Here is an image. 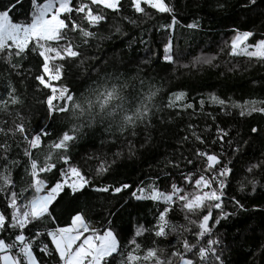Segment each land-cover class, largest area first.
Masks as SVG:
<instances>
[{
	"label": "snow or ice",
	"instance_id": "snow-or-ice-1",
	"mask_svg": "<svg viewBox=\"0 0 264 264\" xmlns=\"http://www.w3.org/2000/svg\"><path fill=\"white\" fill-rule=\"evenodd\" d=\"M92 5L110 10L114 18L137 28L144 20L153 18L148 9L171 15V23L161 25L162 29L173 30L178 22L176 6L169 5L166 0H129V7L138 14L137 18L122 14L121 0H89L75 5L73 0H7L6 3L0 0V64L8 73L7 98H0V110L9 117L0 120V197L5 204L4 210L0 211V264H226L224 253L227 248L219 229L223 227L222 221L238 213L225 211V190L231 180L237 178V165H241L246 175L237 190L245 192L250 185V192H257L259 182L255 174L264 172V148L258 156L250 149L256 140H264V99L240 103L211 96V101L219 106L223 115H238L248 126L242 131L214 123L215 135L205 138L192 130L194 125H188L192 130L190 135L179 137V147L174 150L179 155L167 158L165 167L179 170L190 191L176 182L171 183V191L162 192L154 185L148 186L147 195L145 187L138 186L136 191H131V197L136 200L149 199L164 204L163 209L155 214L152 228L140 227L135 233L137 238L148 233L151 237L149 245L137 238L128 240L127 236H120L115 231V206L106 208L100 205L98 215L104 217L107 227L93 225L85 215L84 207L92 212L95 206L88 204L74 209L70 225L59 226L56 210L65 198L70 197V202L76 204L91 192L98 194L97 199L109 200L132 188L127 182L109 184L104 179L124 158L125 148L128 158L136 156V138L143 136L139 147L144 148L152 140V134L168 123L162 113L176 109V102L186 97L183 91L169 90L167 102L164 103L162 98L158 102L164 87L163 77L157 84L155 77L139 65L134 74L130 72L127 65L134 63L135 58H130L127 63L119 58L109 66L105 55L92 53L90 49L99 48L93 41L112 38L99 34L102 24L110 18L95 11ZM261 5L264 0H238L237 6L245 12H252ZM228 6L223 0H217L219 9ZM73 12L82 14L86 27L76 23L71 15ZM185 26L193 31L201 27L198 22ZM112 27L116 34L128 38V47L131 48L133 43L146 44L142 35H129L122 24L114 21ZM69 33L78 34L80 43H73ZM165 35L166 39L157 45V51L151 53L155 57L153 67L162 66L167 72L174 66L189 71L193 68L200 70L203 65L216 66L214 56L193 57L188 64H181V59L187 57L175 45L172 32ZM253 36L251 31L238 32L231 40L228 55L246 57L250 63L255 61L264 66V39L245 44ZM124 42L122 39L121 43ZM29 52L38 53L42 58V72L34 79L44 89H51V94H46L43 101L47 115L61 118L62 128L50 141L47 140L50 135L47 128L30 132L17 109L25 100L12 77L23 81L30 75L23 67V60ZM57 60L62 63H51ZM143 63L147 65L152 61L145 58ZM66 66L68 71L78 70L81 88L73 91L67 85H61L57 96V88L49 81H61L66 75ZM199 105L203 111L205 101L201 99ZM179 107L196 111L192 103ZM168 115L179 116L181 112H169ZM212 119L215 122L216 116ZM97 132L100 133L101 147L109 140L112 146L119 143L121 147L111 153L110 160L107 153L103 154V159L95 153L87 156L85 162L95 160L94 174L102 178L101 182L94 183L73 162L71 153L85 137L94 148ZM191 140L205 147L197 146L191 149L192 155L187 156L183 148ZM44 144L46 149L42 148ZM14 147H23L26 162L22 173L17 170L21 167L20 160L12 155ZM34 150L40 151L34 153ZM187 166L191 168L184 172L182 169ZM193 169L199 172L198 176L194 177ZM230 202L239 211H246L241 198L233 196ZM176 208L183 213L186 222L179 226L168 216ZM170 234H177L176 244L168 249L160 247ZM122 240H127V244L123 245ZM259 256L264 264V244L259 245Z\"/></svg>",
	"mask_w": 264,
	"mask_h": 264
},
{
	"label": "trees",
	"instance_id": "trees-1",
	"mask_svg": "<svg viewBox=\"0 0 264 264\" xmlns=\"http://www.w3.org/2000/svg\"><path fill=\"white\" fill-rule=\"evenodd\" d=\"M4 2L6 3L7 0H4ZM223 2L229 6L221 10L217 7V0H166L169 5L176 6L175 15L178 22L174 25L173 30L160 28L161 25L171 23V15L169 14H159L148 9L149 12L153 13V18L144 20L137 28L126 21L114 18L110 10H106L102 6L92 5L95 11L105 13L110 18L108 22L102 24L99 34L104 37H112L111 39L93 41V44H98L99 48L93 47L90 49L92 53L105 55L109 66L119 58H122L123 63H127L130 58H135L134 63L127 65L130 72L134 74L139 65L150 76L155 77L157 84L162 82L161 77H163L164 87L158 102L161 98L164 103L167 102V96L170 94L169 90L175 93L183 91L186 93V97L184 100L176 102L178 105L176 109H167L162 113L168 123L152 134V140L144 148L139 147V142L143 139V136L136 138V156L128 158L125 148L124 158L117 162L112 172L104 179V182L109 184L127 182L132 185V188L125 190L116 197H110L109 200L97 199L98 194L91 192L88 197H82L76 204L70 202V197L65 198L61 207L56 210L59 226L70 225L71 216L75 215L74 209L88 204L95 206V210L92 212L84 207V213L93 225L107 227L108 225L104 223V217L98 215L101 211L100 205L103 204L106 208L113 206L116 208L117 216L113 218L115 220V231L120 236H127L128 240L137 238L135 237L137 229L140 227L151 229L155 223V214L163 209L164 204L149 199L136 200L131 197V191H136L138 186L145 187L148 191L150 185H154L162 192L171 191L172 182H176L182 187L187 186L179 174V170L165 167L167 158L179 155L178 152L174 151L179 147L177 143L179 137L190 135L192 130L205 138L215 135L214 123H219L221 127L234 130L237 128L242 131L247 129V122L241 121L238 115H223L219 106L211 101V96L217 95L226 100L230 98L231 101L240 103L245 100L255 99L258 101L264 99V66L257 63H247L246 58L242 56L232 57L228 55L230 43L226 42L238 32L242 33L244 31L254 33V36L249 38L248 43L264 39V5H261L255 11L245 12L237 6L238 0H223ZM79 3V1L73 0L74 5ZM121 3L123 4V15L137 18L138 14H134L129 7V0H121ZM71 15L76 23L87 26L86 21L82 19V14L73 12ZM114 21L122 24L123 30L129 35H136L137 37L142 35L146 44L133 43L131 48L128 47V38L121 37L114 32L112 27ZM193 22H198L201 25L199 30L193 31L185 26ZM168 31H171L174 35V43L179 47L182 55L187 57V59H181V64H188L193 57L214 56L216 66L203 65L200 70L193 68L191 71L174 66V69H176L174 74L173 68L165 72L162 66L153 67L155 57L151 53L157 51V45L160 44L162 39H166L165 33ZM69 35L73 37V43H80L81 37L78 34L69 33ZM122 39L125 41L124 43H121ZM113 49H115V52L112 51ZM160 50L162 51V46ZM145 58H149L152 63L145 65L143 63ZM41 64L42 58L39 57L38 53L29 52L23 60V67L24 71L30 73V75L23 81L14 75L12 79L25 100L23 105L17 106L21 116L24 117V123L28 126L30 132L47 128L50 134L47 140L50 141L55 139L62 128V124L60 117L54 118L47 115L46 105L43 103L46 94H51V89H44L34 79L36 75L42 72ZM3 69L4 66L0 64V98L6 99L8 73ZM121 71H124L123 67H121ZM65 73L64 78L61 81H55L56 86L52 87L57 88V92H59L61 85H67L73 91H78L81 88L78 70L74 68L72 71H68L66 66ZM201 99L205 101L203 111L200 110L199 105ZM56 102L59 103L58 100ZM185 103H192L196 111L193 112L192 109L184 110L179 107V105ZM175 111L181 112V115H168L169 112ZM209 113L216 116L215 122ZM8 118L7 114L0 110V120ZM189 124L194 125L195 128L189 130ZM197 146L205 147L194 140L187 142L183 148L185 155L191 156V149ZM120 147L119 143L112 146L110 140L105 141L103 147H101L100 133L97 132L94 148L90 146L88 138L85 137L78 142L71 155L74 158L73 162L79 165L93 179L94 183H99L102 178L96 177L93 171L97 162L93 160L86 163L87 156L95 153L103 159V154L107 153L110 160L112 158L111 153L117 151ZM42 148L46 149V144L42 145ZM262 148H264V140L258 139L253 143L250 152H254L258 156ZM39 151L34 150V153ZM16 153H19V155H16ZM12 155L13 158L20 160L21 167L17 170L22 173L23 165L26 162V158L23 156V147L19 149L14 147ZM189 168L191 166H187L182 170L187 172ZM237 169L239 170L237 178L231 180L230 186L225 190V211H235L238 214L227 221H222L223 227L219 229L221 239L227 248L224 258L226 264H261L259 245L264 244V172L255 174V179L259 183L257 192L252 194L250 185L245 192L237 190L239 182L243 181L246 175L241 165H237ZM193 173L194 177L199 175L196 169H193ZM141 181H143V184H141ZM186 189L190 190L191 188L187 186ZM233 196L242 199L246 211H239L235 208L230 202ZM245 196H247L246 199H244ZM4 208L5 204L2 197H0V211H3ZM168 216L172 223L177 226L186 223L183 220V213L178 208L175 212H170ZM137 239L143 244L149 245L151 237L148 233H145V236ZM176 242L177 234H170L167 240L161 242L160 247L168 249L170 245H175ZM122 244L126 245L127 240H122Z\"/></svg>",
	"mask_w": 264,
	"mask_h": 264
},
{
	"label": "rangeland",
	"instance_id": "rangeland-1",
	"mask_svg": "<svg viewBox=\"0 0 264 264\" xmlns=\"http://www.w3.org/2000/svg\"><path fill=\"white\" fill-rule=\"evenodd\" d=\"M77 1H79L80 3H81V2H89V0H77ZM236 35H237V34H236ZM236 35H235V36H236ZM235 36L231 37V38L228 39L226 42H227V43H231V40H232ZM245 44H250V43H248V41H246ZM229 49H230V48H229ZM245 58H246V57H245ZM246 60H247V63H250L249 60H248V58H246ZM59 62H60V61H58V60H57V61H51L52 64H57V63H59ZM251 63H256V62H255V61H252ZM49 83H50L52 86L55 85V81H49ZM55 86H56V85H55ZM56 94H59V92H56ZM187 186H188V185H187ZM187 186H185L184 188H186ZM190 190H191V189H190ZM190 190H189V191H190ZM147 192H148V191L145 192V195H147ZM85 235H86V234H85ZM184 235H188V234H184ZM189 238H191V237H189Z\"/></svg>",
	"mask_w": 264,
	"mask_h": 264
},
{
	"label": "bare ground",
	"instance_id": "bare-ground-1",
	"mask_svg": "<svg viewBox=\"0 0 264 264\" xmlns=\"http://www.w3.org/2000/svg\"><path fill=\"white\" fill-rule=\"evenodd\" d=\"M55 86V85H54Z\"/></svg>",
	"mask_w": 264,
	"mask_h": 264
}]
</instances>
